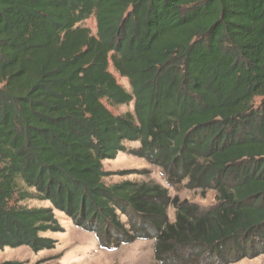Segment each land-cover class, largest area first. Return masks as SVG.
<instances>
[{
	"label": "trees",
	"instance_id": "obj_1",
	"mask_svg": "<svg viewBox=\"0 0 264 264\" xmlns=\"http://www.w3.org/2000/svg\"><path fill=\"white\" fill-rule=\"evenodd\" d=\"M125 152L216 203L105 184ZM55 211L100 249L152 239L157 264L264 254V0H0V249L53 248Z\"/></svg>",
	"mask_w": 264,
	"mask_h": 264
},
{
	"label": "rangeland",
	"instance_id": "obj_2",
	"mask_svg": "<svg viewBox=\"0 0 264 264\" xmlns=\"http://www.w3.org/2000/svg\"><path fill=\"white\" fill-rule=\"evenodd\" d=\"M83 25L88 27L92 34L96 33V20L93 15L86 19ZM108 70L114 75L119 84L130 90L127 79L120 77L111 63H109ZM258 101L259 98H255V104ZM103 103L115 115L125 112L133 113L134 111L133 101L117 106H110L104 100ZM125 146L127 150L131 151L139 147V142H126ZM103 168L111 172L110 175L104 178L107 185L124 180L154 182L166 187L171 197L178 196L181 200L186 199L205 208L216 203L214 190L210 189L202 194L199 189L186 188V180L170 185L167 183L166 175L160 167L129 152L119 153L111 160H104ZM23 203L31 207L49 206L48 202L36 200H27ZM174 213L175 209L169 206L167 208L169 221L174 220ZM54 214L63 231L42 234V236L56 240L53 248L38 252L32 251L25 245L0 249V263L3 261H16L20 264H157L154 259V241L152 239L135 240L132 243L122 244L116 249H100L93 233L75 227L71 220L61 212L55 211ZM230 264H264V254L256 257H244Z\"/></svg>",
	"mask_w": 264,
	"mask_h": 264
}]
</instances>
